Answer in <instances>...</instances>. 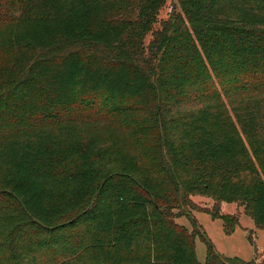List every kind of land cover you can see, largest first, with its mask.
<instances>
[{
    "label": "trees",
    "instance_id": "16d2710c",
    "mask_svg": "<svg viewBox=\"0 0 264 264\" xmlns=\"http://www.w3.org/2000/svg\"><path fill=\"white\" fill-rule=\"evenodd\" d=\"M167 2L0 0V264H264V0Z\"/></svg>",
    "mask_w": 264,
    "mask_h": 264
},
{
    "label": "rangeland",
    "instance_id": "374dc122",
    "mask_svg": "<svg viewBox=\"0 0 264 264\" xmlns=\"http://www.w3.org/2000/svg\"><path fill=\"white\" fill-rule=\"evenodd\" d=\"M171 1L173 2V0H168L166 3V11L170 9ZM191 200L197 208L189 210L190 216L196 220L205 237L222 256H237L243 260H250L256 256L258 262L264 258V230L254 226L252 218L242 206L237 203L226 202L220 204L222 213H234L238 218V225L235 230L230 234H226L223 231L221 219H213L209 214L202 211L204 208L212 207L213 200L211 198L194 195ZM176 221L186 226L188 230H195L196 226L192 225L186 217H179ZM195 252L198 261L203 262L206 254V244L198 236L195 238Z\"/></svg>",
    "mask_w": 264,
    "mask_h": 264
},
{
    "label": "water",
    "instance_id": "95a60500",
    "mask_svg": "<svg viewBox=\"0 0 264 264\" xmlns=\"http://www.w3.org/2000/svg\"><path fill=\"white\" fill-rule=\"evenodd\" d=\"M173 6H175V3H173Z\"/></svg>",
    "mask_w": 264,
    "mask_h": 264
}]
</instances>
